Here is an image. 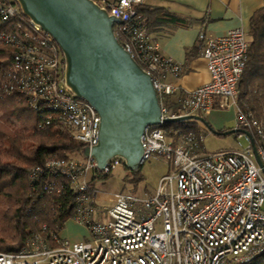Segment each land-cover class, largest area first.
Segmentation results:
<instances>
[{"label":"built area","instance_id":"built-area-1","mask_svg":"<svg viewBox=\"0 0 264 264\" xmlns=\"http://www.w3.org/2000/svg\"><path fill=\"white\" fill-rule=\"evenodd\" d=\"M94 1L122 21L114 25L115 37L151 76L161 106L162 122L148 126L141 137V166L162 158L171 171L154 195L117 193L112 206L101 207L90 184L111 176L124 165L121 159L103 171L91 157L51 162L77 194L72 220L86 226L89 237L72 242L60 233L38 234L20 252H0V264H247L264 255V172L257 162L258 157L264 168V117L249 109L254 98L264 105V87L257 85L242 102L239 98L249 61L247 33L235 28L220 37L199 34L210 81L177 97L173 109L176 86L168 78L179 79L183 67L163 55L145 26L137 8L146 0ZM0 23L9 26L0 30V46L12 50L0 95L25 99L40 127H59L84 147L97 146L101 119L66 87V62L54 38L14 0H0ZM214 110L235 111L236 136L245 140L244 148L207 152L203 129L168 128L164 122Z\"/></svg>","mask_w":264,"mask_h":264},{"label":"trees","instance_id":"trees-1","mask_svg":"<svg viewBox=\"0 0 264 264\" xmlns=\"http://www.w3.org/2000/svg\"><path fill=\"white\" fill-rule=\"evenodd\" d=\"M137 10L151 35L167 24L186 25L163 8L144 5ZM8 28L0 23V30ZM248 40L249 61L239 84L241 102L257 85L264 87V6L251 18ZM11 55L10 48L0 46V79ZM249 109L264 117L260 99L254 98ZM40 123L25 99L0 95V252H20L38 234H59L75 217L77 194L62 172L49 164L82 157L84 145L59 127L42 128ZM169 127L196 129L197 122ZM138 174L133 173L135 182ZM95 182L90 184L92 189ZM247 264H264V255Z\"/></svg>","mask_w":264,"mask_h":264},{"label":"water","instance_id":"water-1","mask_svg":"<svg viewBox=\"0 0 264 264\" xmlns=\"http://www.w3.org/2000/svg\"><path fill=\"white\" fill-rule=\"evenodd\" d=\"M14 1L26 18L54 38L66 62V87L101 119L100 142L91 149L84 147L82 158H93L100 171L119 158L131 172H138L141 137L148 126L162 122V113L151 76L115 37L114 25L122 21L94 0ZM186 120L202 119L164 122ZM257 162L264 172L258 157Z\"/></svg>","mask_w":264,"mask_h":264},{"label":"crops","instance_id":"crops-1","mask_svg":"<svg viewBox=\"0 0 264 264\" xmlns=\"http://www.w3.org/2000/svg\"><path fill=\"white\" fill-rule=\"evenodd\" d=\"M146 5L163 8L175 19L186 23L167 24L152 35L160 44L163 55L183 67L179 79L168 78L176 86V94L171 98L174 109L177 107V97H183L210 81L207 63L200 55L199 34L205 32L220 37L232 29L243 28L249 35L251 18L264 6V0H146ZM197 117L202 120L193 121L197 122L196 128L203 129L204 135L207 132L214 134L215 131L218 133L216 135L233 134L237 138L234 110H214L208 116ZM229 124H233V127L230 128ZM64 232L60 233L62 238L72 242L84 241L79 236Z\"/></svg>","mask_w":264,"mask_h":264},{"label":"rangeland","instance_id":"rangeland-1","mask_svg":"<svg viewBox=\"0 0 264 264\" xmlns=\"http://www.w3.org/2000/svg\"><path fill=\"white\" fill-rule=\"evenodd\" d=\"M173 124V123H171ZM232 128L233 124H229ZM168 128H174L169 127ZM204 136V147L207 152H216L223 149H241L246 146L244 139H237L233 134L216 135L207 132ZM78 158V157H77ZM84 159L82 157L78 158ZM170 165L162 158H152L144 163L138 171V182L134 181L133 172L124 165L116 167L111 176L107 179H100L95 182L94 194H97L98 205L101 207L112 206L113 196L117 193L132 192L140 197L154 195L162 177L170 173ZM96 189V190H95ZM67 235L72 233L88 239L89 233L86 226L78 225L70 220L64 228ZM62 230V231H64Z\"/></svg>","mask_w":264,"mask_h":264}]
</instances>
